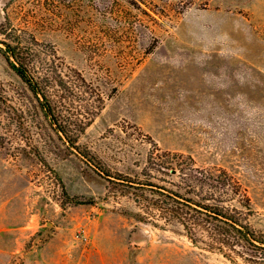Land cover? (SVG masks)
<instances>
[{
  "label": "rangeland",
  "instance_id": "374dc122",
  "mask_svg": "<svg viewBox=\"0 0 264 264\" xmlns=\"http://www.w3.org/2000/svg\"><path fill=\"white\" fill-rule=\"evenodd\" d=\"M174 154L226 171L264 237V0H0V264H232L113 184L177 190Z\"/></svg>",
  "mask_w": 264,
  "mask_h": 264
},
{
  "label": "trees",
  "instance_id": "16d2710c",
  "mask_svg": "<svg viewBox=\"0 0 264 264\" xmlns=\"http://www.w3.org/2000/svg\"><path fill=\"white\" fill-rule=\"evenodd\" d=\"M3 45L6 61L16 75L36 97L46 98L45 77L30 70L31 61L21 52L24 49L21 42ZM40 105L44 114L59 127L58 131L65 133L57 124V114L50 103ZM173 157L182 156L174 154ZM164 163L159 165L160 169L178 171L180 183L173 184L177 190L136 180L114 179L113 184L140 199L144 195L140 191H149L150 198L144 200L148 217L166 224H179L192 244L219 253L232 264H264V237L249 222L253 210L241 186L224 170L212 173L196 168L191 158Z\"/></svg>",
  "mask_w": 264,
  "mask_h": 264
}]
</instances>
